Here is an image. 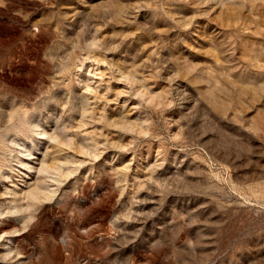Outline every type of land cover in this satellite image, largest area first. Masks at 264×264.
Segmentation results:
<instances>
[{
	"label": "rangeland",
	"instance_id": "obj_1",
	"mask_svg": "<svg viewBox=\"0 0 264 264\" xmlns=\"http://www.w3.org/2000/svg\"><path fill=\"white\" fill-rule=\"evenodd\" d=\"M0 264H264V0H0Z\"/></svg>",
	"mask_w": 264,
	"mask_h": 264
},
{
	"label": "bare ground",
	"instance_id": "obj_2",
	"mask_svg": "<svg viewBox=\"0 0 264 264\" xmlns=\"http://www.w3.org/2000/svg\"><path fill=\"white\" fill-rule=\"evenodd\" d=\"M87 59V58H86ZM90 69V68H89ZM95 69V68H94ZM91 72H92V74H91ZM90 72V76H92V78H94V79H98L100 76H98V75H101V73L99 72V71H97V73H96V70H92ZM103 72V71H102ZM98 76V77H97ZM97 82V81H96ZM95 82V83H96ZM97 85V84H96ZM101 89V88H100ZM82 91H83V94L86 96V97H88L87 98V100L89 101H92V103H97L98 101H101V100H103L105 97H104V95L105 94H101V90H99V85H97V86H95L94 85V83L93 82H89V80H87L83 85H82ZM108 94V93H107ZM116 98V97H115ZM106 99V98H105ZM111 101H113L112 99H111ZM89 103V102H88ZM91 103V104H92ZM90 104V105H91ZM95 106V105H94ZM101 106V105H100ZM85 113H87V112H85ZM61 164V163H60ZM27 165H29V164H27ZM45 166V165H44ZM44 166H42V167H44ZM49 166V165H48ZM47 165H46V167H44V168H42L41 170H40V172H39V174L41 173V172H43L42 174H45L46 172H49V171H52L53 173H56L58 170H60L58 167L56 168H54L53 170H51L53 167H52V165L50 166V167H52V168H49V169H47V167H48ZM30 167V166H29ZM62 167H64V166H62ZM42 176V175H41ZM45 176V175H44ZM56 176V175H55ZM51 179H52V177H50ZM50 178H39V179H42V180H37L36 182H37V186L35 187V189L33 188L31 191H32V193L31 194H27V195H30L29 197H31V198H34V199H40L41 197H46L48 194H52L54 191V189L52 190L51 189V186L53 185V184H55L54 183V179H50ZM61 178V177H60ZM60 178H56V180L58 181V180H60ZM52 182V183H51ZM59 182V181H58ZM56 185V184H55ZM17 187V186H16ZM18 188V187H17ZM29 193H30V191H29ZM55 193V192H54ZM23 194V193H22ZM22 196V195H21ZM24 197V196H23ZM28 197V196H27ZM30 198V199H31ZM33 199V200H34ZM42 200H44V199H42ZM30 201V200H29ZM34 202V201H33ZM29 204V203H28ZM30 205V204H29Z\"/></svg>",
	"mask_w": 264,
	"mask_h": 264
}]
</instances>
